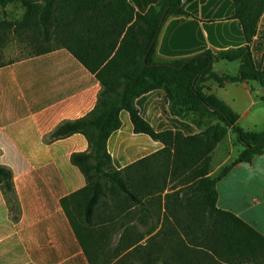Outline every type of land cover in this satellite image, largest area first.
Here are the masks:
<instances>
[{
	"label": "trees",
	"instance_id": "trees-1",
	"mask_svg": "<svg viewBox=\"0 0 264 264\" xmlns=\"http://www.w3.org/2000/svg\"><path fill=\"white\" fill-rule=\"evenodd\" d=\"M87 1L0 0V10L20 2L27 9V24L36 20L43 27L44 23L53 26L69 17L83 26L75 38L81 41V50L70 49L100 81L98 103L85 118L60 125L52 137L59 140L81 133L90 144L88 153L72 157L85 174L87 186L62 200L90 263L97 264L95 256L101 241L113 229L120 240L114 248L115 256L106 264H124L131 256L142 264H264V235L234 213L217 207L218 182L235 165L251 163L264 153V132L243 130L238 115L201 87L210 80L219 86L252 80L264 86V71L256 69L251 53L264 0H233L235 17L246 36L245 47L178 60L160 58L157 44L168 19L188 16L183 0H162L145 15L122 0L126 14L115 9L113 16H105L103 10L97 14L94 4L102 0H92L89 6ZM13 26L1 22L0 34ZM216 60H241L240 74L218 76L212 70ZM157 89L167 92L171 113L191 121L201 130L199 134L186 137L174 131L158 133L141 117L136 100ZM123 110L130 113L136 133L148 134L165 145L161 153L164 170H145L137 175L139 178L125 180L122 176L144 161L123 171L114 168L107 143L121 126ZM230 130L237 134L242 150L234 162L212 177V154ZM0 189L14 220H18L20 207L13 173L5 166H0ZM108 189L119 197L116 212L105 201ZM100 208L107 213L100 214ZM167 252L169 258L163 259Z\"/></svg>",
	"mask_w": 264,
	"mask_h": 264
},
{
	"label": "crops",
	"instance_id": "crops-1",
	"mask_svg": "<svg viewBox=\"0 0 264 264\" xmlns=\"http://www.w3.org/2000/svg\"><path fill=\"white\" fill-rule=\"evenodd\" d=\"M161 1L127 0L141 15ZM184 7L188 16L170 18L163 25L157 44L160 58L187 59L247 45L233 0H187ZM26 12L20 2L0 10V23L14 24L0 34V50L9 52L27 43ZM71 20L68 17L49 26L55 29L63 24L57 28L67 37L63 43L41 54L7 56L0 63V166L13 173L20 207L19 219L14 220L0 189V264H91L62 206L64 198L87 186L85 174L72 157L88 153L90 144L81 133L59 140L52 137L60 125L88 116L96 108L102 88L96 75L70 49L68 36L77 38L83 28L72 25ZM18 24L23 26L17 28ZM251 53L256 69L264 71V13ZM241 68V60H216L212 66L218 76L232 77ZM204 86L238 115L243 130L264 132V86L259 81L219 86L210 80ZM136 106L158 133L174 131L189 137L201 132L191 121L171 113L168 94L162 89L140 96ZM120 120V128L107 143L114 168L123 171L142 161L131 172L161 168L165 145L148 134L136 133L128 111L120 112ZM241 150L237 134L230 130L212 154L210 176L217 177ZM217 190L219 209L234 213L264 235V153L251 163L235 165L218 182Z\"/></svg>",
	"mask_w": 264,
	"mask_h": 264
},
{
	"label": "rangeland",
	"instance_id": "rangeland-1",
	"mask_svg": "<svg viewBox=\"0 0 264 264\" xmlns=\"http://www.w3.org/2000/svg\"><path fill=\"white\" fill-rule=\"evenodd\" d=\"M87 3L89 6L91 3H93V1L88 0ZM94 6L97 7L96 8L97 12L103 10L105 16L108 14H111V16H113L116 10L121 11V14L123 15H125L127 12L126 11L127 9L123 7L124 5L122 4V0H102L101 3L94 4ZM97 14H101V12H98ZM41 24H42L41 22L34 20V21L29 22V25L24 26L23 28L28 27V29L30 30L29 34L25 36V38H27V43L24 46L21 45L18 47H14L15 49L12 48V51H9V52H5L4 49L0 50V63L6 61L7 56H12L14 58H21L29 54H32L34 52H38L40 50L50 49L54 46H57L63 43L65 39L67 38V37L64 38L63 35L59 34V29H57L59 28L60 25H63L62 23L56 25L55 29H50L49 25L45 23H44V27ZM71 24L72 25L74 24L77 26V23L74 22L73 20H71ZM27 32L28 31L25 30V33ZM67 40L68 42L71 41L69 43L71 44V47L74 48L76 51L81 50L83 45L81 46L76 45L74 42V40L76 39L74 37L72 39V37L68 36ZM72 40L74 43L72 42ZM202 85L204 86V84L201 83V87ZM163 168H165V166H163L162 164L161 168L160 166H158V167L150 169V171L157 172L160 170H164ZM141 172H137L136 170H134L130 174H124L122 177L125 178V180H129L131 177L132 178H134V176L137 177V175L140 174ZM116 179H119V177H117ZM107 194L109 196L108 198L105 199V201L108 203V205L111 208H113V211L116 212L117 211L116 207H117V202H118L119 197L116 194L113 195L109 189L107 190ZM99 212L101 214V212H104V210L100 208ZM106 213L104 212L102 213V215H105ZM130 218L128 219V221L131 220ZM146 221L150 223L151 220L147 219ZM119 240H120V234L115 232L113 229H111L110 232H108L107 236L105 237V240L101 241V245L99 246L100 249L98 250L97 255L95 256L96 258L95 260L97 264H106L107 261L113 259V257L115 256L114 248L119 243ZM92 250H95V249H91V251ZM168 255H169V252H167V254L163 256V259H168L169 258ZM124 264H142V263H140L137 259H134L131 256L130 258L125 260Z\"/></svg>",
	"mask_w": 264,
	"mask_h": 264
},
{
	"label": "water",
	"instance_id": "water-1",
	"mask_svg": "<svg viewBox=\"0 0 264 264\" xmlns=\"http://www.w3.org/2000/svg\"><path fill=\"white\" fill-rule=\"evenodd\" d=\"M186 2H187V0H183L182 6H184L186 4ZM165 16H166V12L164 13V15L162 17V22H163Z\"/></svg>",
	"mask_w": 264,
	"mask_h": 264
}]
</instances>
